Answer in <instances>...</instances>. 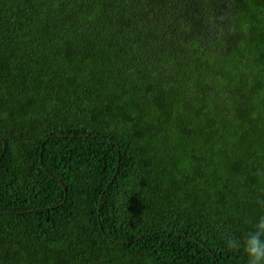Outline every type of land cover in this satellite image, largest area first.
<instances>
[{
  "label": "trees",
  "instance_id": "1",
  "mask_svg": "<svg viewBox=\"0 0 264 264\" xmlns=\"http://www.w3.org/2000/svg\"><path fill=\"white\" fill-rule=\"evenodd\" d=\"M260 215L264 0H0V264H247Z\"/></svg>",
  "mask_w": 264,
  "mask_h": 264
},
{
  "label": "clouds",
  "instance_id": "2",
  "mask_svg": "<svg viewBox=\"0 0 264 264\" xmlns=\"http://www.w3.org/2000/svg\"><path fill=\"white\" fill-rule=\"evenodd\" d=\"M223 239L229 251L243 252L247 264H264V215L257 217L241 237L229 233Z\"/></svg>",
  "mask_w": 264,
  "mask_h": 264
},
{
  "label": "water",
  "instance_id": "3",
  "mask_svg": "<svg viewBox=\"0 0 264 264\" xmlns=\"http://www.w3.org/2000/svg\"><path fill=\"white\" fill-rule=\"evenodd\" d=\"M4 146H5V144H4Z\"/></svg>",
  "mask_w": 264,
  "mask_h": 264
}]
</instances>
